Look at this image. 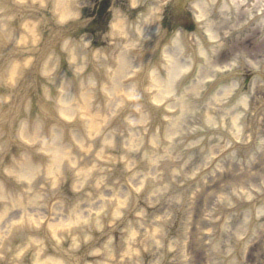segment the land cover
Wrapping results in <instances>:
<instances>
[{"label":"clouds","instance_id":"1","mask_svg":"<svg viewBox=\"0 0 264 264\" xmlns=\"http://www.w3.org/2000/svg\"><path fill=\"white\" fill-rule=\"evenodd\" d=\"M0 264H264V0H0Z\"/></svg>","mask_w":264,"mask_h":264}]
</instances>
